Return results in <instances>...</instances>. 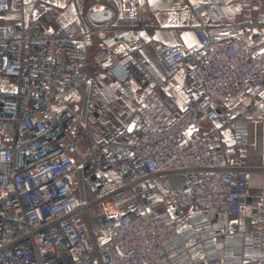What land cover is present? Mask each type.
Returning <instances> with one entry per match:
<instances>
[{
    "label": "built area",
    "instance_id": "1",
    "mask_svg": "<svg viewBox=\"0 0 264 264\" xmlns=\"http://www.w3.org/2000/svg\"><path fill=\"white\" fill-rule=\"evenodd\" d=\"M33 3L17 0L8 20L13 8L0 0V264H264V227L224 233L214 222L248 214L251 167L238 156L249 122L264 119V14L218 33L230 5L199 0L185 7L197 20L194 46L132 29L103 36L106 49L125 51L108 68L113 93L129 81L153 88L99 142L88 127L95 32L76 4L68 34L55 36L39 9L26 19ZM146 46L171 72L158 84L140 61ZM175 76L186 81L182 104ZM238 234L262 249L232 256Z\"/></svg>",
    "mask_w": 264,
    "mask_h": 264
},
{
    "label": "crops",
    "instance_id": "2",
    "mask_svg": "<svg viewBox=\"0 0 264 264\" xmlns=\"http://www.w3.org/2000/svg\"><path fill=\"white\" fill-rule=\"evenodd\" d=\"M9 8L13 12L8 16V20H14L18 17L16 11L17 0H6ZM96 0H36V3L28 4L24 8L27 20L31 18L35 9L42 12L44 23L51 34L55 36H65L68 34L66 26L76 21V4L83 12V18L86 25L94 30V58L93 79H104L108 85L114 87V82L108 71L109 66L117 59L125 55L123 48L108 50L101 44L103 36H111L119 31L132 29L139 33L153 34L155 37L168 45L194 46L198 43L195 32L197 23L193 13L186 12L185 7L188 4L198 2L199 0H141L139 4L133 1L123 0H100L101 5L96 6ZM232 11L233 16L222 18L213 26L216 32L223 34H233V26L237 23H249L256 20L264 14V0H224ZM107 9L111 11V20L98 23L92 21L88 14L93 10ZM98 24H103V32L98 30ZM75 31L79 33L80 29L76 25ZM141 64L150 70L155 83H160L163 78L170 76L171 72L157 57L152 46H146L141 49ZM177 81L183 87L179 93V102L182 104L187 99L185 88L186 81L184 77L175 76ZM132 81L127 83V88L131 86ZM150 92V91H149ZM167 102L177 110V106L171 100ZM234 103L226 109L228 114H234L236 109ZM251 142L250 146L244 152L239 153V158H245L250 164V180L248 183L249 197L247 200L248 214L242 217L229 215H215L214 222L216 228L222 232H239L240 226L245 225L255 234H259L264 227V216L261 211L264 210V119L251 120L249 122ZM264 248V246H262ZM262 247H260L262 249ZM256 245L247 248L243 245V238L238 234L235 238V244L232 256L239 258L248 255H254L260 251Z\"/></svg>",
    "mask_w": 264,
    "mask_h": 264
},
{
    "label": "rangeland",
    "instance_id": "3",
    "mask_svg": "<svg viewBox=\"0 0 264 264\" xmlns=\"http://www.w3.org/2000/svg\"><path fill=\"white\" fill-rule=\"evenodd\" d=\"M42 20L44 22L43 15ZM91 66L93 68L94 64L92 63ZM108 84L104 79L97 78V80H93L91 87V103L95 106V110L90 114L88 127L99 142L114 139L128 124L135 109L153 88L152 84L150 87L142 89L135 81H132L129 88H126L122 94L116 95L113 93L114 87L112 88ZM72 102L81 107V96L77 94ZM256 108L255 104L251 106L250 110Z\"/></svg>",
    "mask_w": 264,
    "mask_h": 264
},
{
    "label": "water",
    "instance_id": "4",
    "mask_svg": "<svg viewBox=\"0 0 264 264\" xmlns=\"http://www.w3.org/2000/svg\"><path fill=\"white\" fill-rule=\"evenodd\" d=\"M88 16L92 21L102 23L111 20V11L107 9L93 10L89 12Z\"/></svg>",
    "mask_w": 264,
    "mask_h": 264
}]
</instances>
